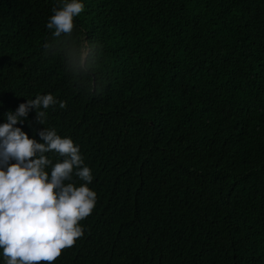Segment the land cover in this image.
I'll return each mask as SVG.
<instances>
[{
  "label": "trees",
  "instance_id": "1",
  "mask_svg": "<svg viewBox=\"0 0 264 264\" xmlns=\"http://www.w3.org/2000/svg\"><path fill=\"white\" fill-rule=\"evenodd\" d=\"M57 2L0 0V124L51 93L64 109L15 127H54L93 173L84 235L53 264H264V0H81L94 89L43 54Z\"/></svg>",
  "mask_w": 264,
  "mask_h": 264
},
{
  "label": "clouds",
  "instance_id": "2",
  "mask_svg": "<svg viewBox=\"0 0 264 264\" xmlns=\"http://www.w3.org/2000/svg\"><path fill=\"white\" fill-rule=\"evenodd\" d=\"M81 0H58L46 28L51 39L42 44L45 57L59 56L64 71L78 85L95 88L100 45L74 35L73 18L84 11ZM66 101L51 93L37 94L5 113L0 124V250L4 264H53L62 250L84 235L80 222L91 215L97 194L89 188L92 169L80 147L54 127L40 130L39 142L20 127L31 110L45 125L47 111ZM57 157L54 161L49 155ZM62 158V159H61ZM50 169V171H46ZM76 177L82 183L77 184Z\"/></svg>",
  "mask_w": 264,
  "mask_h": 264
}]
</instances>
